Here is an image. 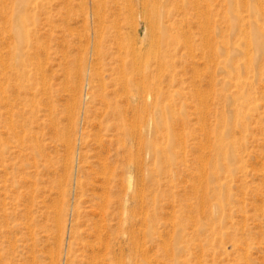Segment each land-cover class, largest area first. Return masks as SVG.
<instances>
[{"label":"rangeland","instance_id":"obj_1","mask_svg":"<svg viewBox=\"0 0 264 264\" xmlns=\"http://www.w3.org/2000/svg\"><path fill=\"white\" fill-rule=\"evenodd\" d=\"M0 264H264V0H0Z\"/></svg>","mask_w":264,"mask_h":264},{"label":"bare ground","instance_id":"obj_2","mask_svg":"<svg viewBox=\"0 0 264 264\" xmlns=\"http://www.w3.org/2000/svg\"><path fill=\"white\" fill-rule=\"evenodd\" d=\"M22 1V3L24 2V1H26V0H21ZM16 10L19 12V11H21L22 9L21 8H19V7H16ZM146 145H150V142L149 141H147V144Z\"/></svg>","mask_w":264,"mask_h":264}]
</instances>
